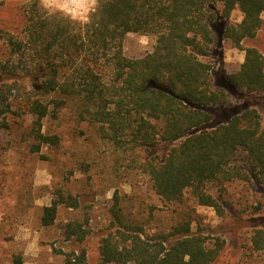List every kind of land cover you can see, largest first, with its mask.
Here are the masks:
<instances>
[{
  "label": "trees",
  "instance_id": "obj_1",
  "mask_svg": "<svg viewBox=\"0 0 264 264\" xmlns=\"http://www.w3.org/2000/svg\"><path fill=\"white\" fill-rule=\"evenodd\" d=\"M30 1L21 35L0 29V134L22 130L32 154L58 148L60 137L45 133L43 121L71 105L98 127L117 163L148 175L165 203H181L190 191L199 205L226 218L230 203L208 186L244 182L258 195L241 214L264 218L263 117L245 105L213 124L212 108L228 106L229 96L214 88L210 59L212 24L239 8L242 22L228 25L223 39L245 59L231 73L222 69L223 76L237 92L264 98V54L245 46L263 26L264 0H100L84 24ZM129 34L155 37L153 50L127 56ZM64 204L77 208L79 201L56 192L43 209L42 226L54 225ZM113 214V229L101 237L93 264H214L224 248L220 240L210 246L189 222L149 236L124 222L120 207ZM88 234L79 222L64 226L67 240L84 243ZM251 245L264 251V227L254 226ZM86 254L66 264H92ZM11 264H25L23 254H14Z\"/></svg>",
  "mask_w": 264,
  "mask_h": 264
},
{
  "label": "rangeland",
  "instance_id": "obj_2",
  "mask_svg": "<svg viewBox=\"0 0 264 264\" xmlns=\"http://www.w3.org/2000/svg\"><path fill=\"white\" fill-rule=\"evenodd\" d=\"M99 1L40 0V3L50 15L84 24ZM32 4L30 0H0V29L21 35L25 12ZM262 19L259 34L246 41L245 46H256L264 54V13ZM242 20L243 14L236 8L230 19L212 24L216 39L210 57L213 84L229 96L228 106L212 108L213 124L227 121L245 105L257 108L264 122V98L237 92L223 76L222 69L231 73L244 62L245 52L223 39L225 28ZM155 43V37L129 34L124 52L129 57H140L152 51ZM103 69L106 72L107 68ZM43 131L58 135L60 146L55 149L45 146L40 153L32 154L22 130L18 135L0 134V264H11L14 254H23L25 264H66L68 258L83 250L93 264L99 257L101 237L113 229L115 207L122 209L124 222L141 227L145 235L168 233L189 222L192 232L206 236L210 246L224 241L214 264H264V251H254L251 245L254 226L264 227V218L247 219L241 214L242 209L257 204L258 191L250 183L208 186L210 193L230 203L225 205L226 218L211 207L199 205L190 191L183 202L167 204L154 191L148 175L128 169L126 163H117V154L103 140L98 127L80 119L74 106L64 108L57 119L45 118ZM58 191L67 199L69 196L78 199L79 206L62 205L55 224L44 227L43 209L52 204ZM70 221L89 230L84 243L65 238L64 226Z\"/></svg>",
  "mask_w": 264,
  "mask_h": 264
}]
</instances>
